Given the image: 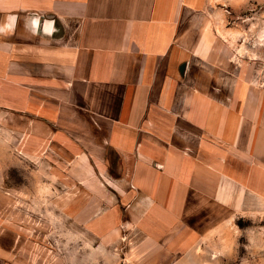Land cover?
Masks as SVG:
<instances>
[{"label":"rangeland","instance_id":"1","mask_svg":"<svg viewBox=\"0 0 264 264\" xmlns=\"http://www.w3.org/2000/svg\"><path fill=\"white\" fill-rule=\"evenodd\" d=\"M181 1L157 73H71L63 103L1 109L0 259L79 241L102 264H264V0Z\"/></svg>","mask_w":264,"mask_h":264},{"label":"crops","instance_id":"2","mask_svg":"<svg viewBox=\"0 0 264 264\" xmlns=\"http://www.w3.org/2000/svg\"><path fill=\"white\" fill-rule=\"evenodd\" d=\"M181 16V0H0V112L63 103L71 73L93 74L95 80L107 73L117 84L157 73L154 67L165 57L167 42L175 40ZM144 85L133 82L127 95L144 91ZM129 97V106L140 104ZM4 139L0 131V144ZM242 188L237 208L259 211V195L251 192L247 199ZM206 200L212 208L214 193ZM61 249L68 250L61 253V264H102L96 245L88 254L79 241ZM9 252L0 264H32L21 252L12 258Z\"/></svg>","mask_w":264,"mask_h":264}]
</instances>
